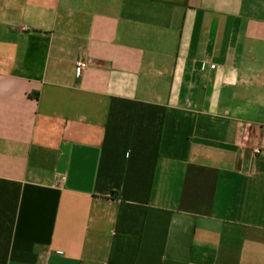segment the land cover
Segmentation results:
<instances>
[{
  "label": "crops",
  "instance_id": "crops-1",
  "mask_svg": "<svg viewBox=\"0 0 264 264\" xmlns=\"http://www.w3.org/2000/svg\"><path fill=\"white\" fill-rule=\"evenodd\" d=\"M0 264H264V0H0Z\"/></svg>",
  "mask_w": 264,
  "mask_h": 264
},
{
  "label": "built area",
  "instance_id": "built-area-1",
  "mask_svg": "<svg viewBox=\"0 0 264 264\" xmlns=\"http://www.w3.org/2000/svg\"><path fill=\"white\" fill-rule=\"evenodd\" d=\"M85 67V64H83V63H79L78 65H77V71L79 72L82 68H84ZM215 65H212L211 66V68L212 69H215ZM261 151L260 150H256V153L257 154H259Z\"/></svg>",
  "mask_w": 264,
  "mask_h": 264
}]
</instances>
